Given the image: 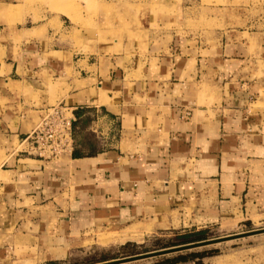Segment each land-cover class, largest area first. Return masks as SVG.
Listing matches in <instances>:
<instances>
[{
  "label": "crops",
  "instance_id": "crops-1",
  "mask_svg": "<svg viewBox=\"0 0 264 264\" xmlns=\"http://www.w3.org/2000/svg\"><path fill=\"white\" fill-rule=\"evenodd\" d=\"M23 2L0 0V264H62L106 229L127 248L264 223V31L158 25L84 53ZM58 103L74 109L73 152H23Z\"/></svg>",
  "mask_w": 264,
  "mask_h": 264
},
{
  "label": "rangeland",
  "instance_id": "rangeland-1",
  "mask_svg": "<svg viewBox=\"0 0 264 264\" xmlns=\"http://www.w3.org/2000/svg\"><path fill=\"white\" fill-rule=\"evenodd\" d=\"M23 3L35 20L51 16L55 20L62 19L71 31L65 37L72 38L74 31L75 40L81 45L84 43L82 40L85 41L81 46L84 53L94 52L95 43L101 46L98 52L116 50L124 41L137 37V31L158 25L203 37L230 29L264 31V0H24ZM260 228H264V223L230 232L208 230L207 239ZM122 238L123 235L111 230L97 231L95 239L89 237L83 243L84 247L62 264H94L106 261L103 260L105 258L129 256L124 254L119 244ZM179 241L181 236L171 231L140 239L128 249L139 254L146 249L156 250L160 245ZM197 249L216 251L209 255L216 258L210 259L208 264H264V233ZM153 259L156 258L125 264Z\"/></svg>",
  "mask_w": 264,
  "mask_h": 264
},
{
  "label": "built area",
  "instance_id": "built-area-1",
  "mask_svg": "<svg viewBox=\"0 0 264 264\" xmlns=\"http://www.w3.org/2000/svg\"><path fill=\"white\" fill-rule=\"evenodd\" d=\"M75 120L72 107L61 103L45 107L39 122L24 138L23 152L45 159L72 153Z\"/></svg>",
  "mask_w": 264,
  "mask_h": 264
},
{
  "label": "water",
  "instance_id": "water-1",
  "mask_svg": "<svg viewBox=\"0 0 264 264\" xmlns=\"http://www.w3.org/2000/svg\"><path fill=\"white\" fill-rule=\"evenodd\" d=\"M262 233H264V228L254 229V230H250V231L243 232V233L230 234L226 236L210 238V239L201 240L197 242H191V243L161 248V249L139 253V254H134V255H129V256H125L121 258L110 259V260H106V261H102V262H98L94 264H125L129 262H135V261H140V260H146V259L166 256V255L183 252L187 250H194L197 248H202V247L213 245V244L222 243L225 241H230V240L239 239L243 237L258 235Z\"/></svg>",
  "mask_w": 264,
  "mask_h": 264
},
{
  "label": "trees",
  "instance_id": "trees-1",
  "mask_svg": "<svg viewBox=\"0 0 264 264\" xmlns=\"http://www.w3.org/2000/svg\"><path fill=\"white\" fill-rule=\"evenodd\" d=\"M180 236H181V241L173 242L168 245H160L158 248H165V247L176 246V245H181V244H186V243H191V242H197L201 240H206L209 237L207 229L186 232ZM127 248H130V246ZM127 248L122 247V250L125 251L124 253L125 255H130V254L132 255V254L138 253V251H135L132 249L129 250ZM215 252L216 251L214 249L185 251V252H180V253H176L172 255L161 256L156 259H153L152 261H149V262L143 261L137 264H179V263L187 262V261H196V264H201L202 263L201 259L203 257L209 256ZM197 258H199V260H197ZM109 259L111 258H105L103 260H109Z\"/></svg>",
  "mask_w": 264,
  "mask_h": 264
}]
</instances>
